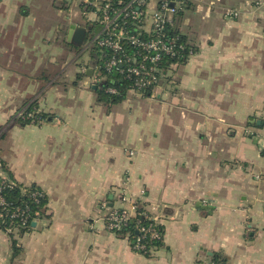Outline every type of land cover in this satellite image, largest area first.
Returning a JSON list of instances; mask_svg holds the SVG:
<instances>
[{
    "label": "crops",
    "instance_id": "0c3cea01",
    "mask_svg": "<svg viewBox=\"0 0 264 264\" xmlns=\"http://www.w3.org/2000/svg\"><path fill=\"white\" fill-rule=\"evenodd\" d=\"M258 1L191 0L181 29L197 51L177 86L107 105L81 73L88 56L66 42L75 0H0V179L45 197L29 231L0 229V264H264ZM52 42L58 65L38 73ZM32 102L44 119L12 122ZM123 193L156 208L162 245L149 256L105 227Z\"/></svg>",
    "mask_w": 264,
    "mask_h": 264
},
{
    "label": "built area",
    "instance_id": "2783aa9c",
    "mask_svg": "<svg viewBox=\"0 0 264 264\" xmlns=\"http://www.w3.org/2000/svg\"><path fill=\"white\" fill-rule=\"evenodd\" d=\"M75 2L84 23L89 28L94 23L98 24L97 30L92 32L87 31L83 25L77 26L86 30L85 39L80 47L82 52L90 53L93 50L98 52L93 64L88 68L91 71V84L105 94H120L113 86L102 87L107 80V74L131 81L125 89L126 95L141 97L145 93L154 95L162 92L164 81L167 85L175 83L172 70L179 68L178 65L169 64L164 67L163 64L174 59L187 62L195 54L187 47L192 45L189 38L187 42L181 40V35H184L181 29L183 16L189 10L191 0H75ZM258 5L264 6V0ZM237 16L236 12L230 10L224 13L226 18ZM88 68L83 67L81 73H85ZM99 70L106 74L101 75ZM26 108L25 106L17 110L13 120L26 121L29 124L40 123L41 119L37 112L27 111ZM7 184L13 185L9 180L2 179L0 191ZM29 189H23L22 193H29L28 195L35 199L37 192ZM119 200V207L108 212L105 220L106 229L111 233L119 232L136 219L135 228L139 237L132 248L137 252L146 251L147 248L140 243L141 240L146 237L161 238V233L157 230L160 224L157 216L150 215L147 209L138 212V202L124 193L120 195ZM127 204L130 207L126 206ZM5 205L4 199L0 196V206ZM138 216L150 222V225L140 226ZM5 218L16 227L9 230L12 233L13 230L20 228L28 229L29 224L38 220V213H31L28 206L23 209L15 208L8 213L2 208L1 223Z\"/></svg>",
    "mask_w": 264,
    "mask_h": 264
},
{
    "label": "trees",
    "instance_id": "16d2710c",
    "mask_svg": "<svg viewBox=\"0 0 264 264\" xmlns=\"http://www.w3.org/2000/svg\"><path fill=\"white\" fill-rule=\"evenodd\" d=\"M256 5H258V3H256ZM180 16L182 17V14H180ZM223 18L227 19L226 17H223ZM97 27H98V24L94 23V24H92L90 29H92L94 31L95 29L97 30ZM181 40L183 42H187L188 36L186 34L181 35ZM190 43H191V41H190ZM69 46H71V45H69ZM71 47L74 48L77 52L81 49L80 47L79 48H76L73 46H71ZM187 47L189 48V50H192V52H194V53L197 51V49L195 48V46L193 44L191 46H187ZM81 54L88 56V63H86V65H85L86 68H88L93 64L94 58L97 56L98 52L97 51L95 52V50H93V51H90V53L81 52ZM180 61H182V60H180V59L179 60H176V59L169 60V61H166L163 64V66L166 67L169 64H172V65L174 64V65H178V67H180V66L184 65L186 62L184 60H183V62H180ZM85 66H83V67H85ZM172 71H173V75L175 76L177 69H173ZM99 73L101 75L106 74L102 70H99ZM106 76H107V80L102 84V87L113 86L118 91H120V94L119 95H108V94H105L103 91L95 88L99 99L107 105H114V104H118V103L122 102L127 97L125 89L131 83V81H128L126 79H121L120 77H118L117 75H114V74H107ZM174 80L176 81V76H175ZM149 96H151V93H145L141 97H149ZM25 106L27 107L26 108L27 111H36L37 116L40 119H44V116L41 113H39V111L36 109V106L33 102L28 104V105H25ZM12 122L17 123L19 125L29 124L28 122L21 121V120H13ZM3 135H4V130L0 131V138H2ZM1 181H2V179H0V184H1ZM9 181L13 185L7 184L0 191V196L4 199V201L6 203V205L4 207L0 206V209L4 208V211H6L8 213V212H12L15 208L23 209L25 206H28L30 208V212L33 214L37 212L38 218H40L43 215L42 209L45 205L44 195L38 189L31 187L29 190L30 191L35 190L38 194L36 196V198L33 199L32 197H30L28 195L29 193H22V190L24 188L17 185L16 183H14L11 180H9ZM142 210H144V208L142 206H139L138 212H140ZM137 219L140 220V223H139L140 226L150 225V222L146 221L142 217L140 218L138 216ZM2 222L3 223H1V220H0V229L6 233L10 234L11 232H9V230L16 228L14 224H12V225L10 224V220H8V218H5L4 221H2ZM135 225H136V219L132 220L128 224V226L123 227V230H121L119 232H115L114 234H122L123 236H125L128 239V241L130 242V245L132 247L134 245L135 241L137 240V238L139 237V233H138L137 229L135 228ZM31 228H32V223L29 224L28 229L25 230V229L20 228L19 231L27 232ZM157 230L161 233V238L160 239H150L149 237H146L143 240H141L140 243L144 244L147 249H146V251H139V253L143 254L144 256H149V250L148 249L157 248V247H160L162 245L163 229H162L161 224H159L157 226ZM13 246H15V243H13ZM14 249L16 251L15 247H14ZM211 259H212V264H225V260L219 254H213Z\"/></svg>",
    "mask_w": 264,
    "mask_h": 264
},
{
    "label": "rangeland",
    "instance_id": "374dc122",
    "mask_svg": "<svg viewBox=\"0 0 264 264\" xmlns=\"http://www.w3.org/2000/svg\"><path fill=\"white\" fill-rule=\"evenodd\" d=\"M261 0L258 1V3L260 2ZM72 15V19L73 21L80 25H83L85 26V28L87 29V31L89 32H92L93 30L89 28L88 25H86V23H84V20L82 18V16L80 15V13H76V11L74 10L73 13H71ZM96 30V29H95ZM94 30V31H95ZM191 34L190 38L192 37L193 39H196L197 38V33L196 32H189ZM254 34H256V31H254ZM251 33V31H249V38L253 37V35ZM191 38V39H192ZM61 42L63 43L64 42V39H60ZM55 42H52L51 45H48L46 43H40V48L38 50L39 54L41 55L40 57V60H39V68L37 69L38 70V73L40 72V69H43L44 71H48V73H50L54 68H55V65H58V61H57V52H56V47L54 46ZM91 81V79L89 78H84L82 80L83 83H86L88 85V83ZM162 86L163 87H166V86H169L170 90L167 91L169 93L172 92V90L174 89L175 86H177V83H174V84H169L167 85L166 81H164L162 83ZM126 195V194H125ZM128 197H130L129 195H127ZM128 207H130V205H126ZM156 208L153 207V208H149L148 212L150 213V215L152 216H155V210ZM158 215V214H157ZM160 216V215H159Z\"/></svg>",
    "mask_w": 264,
    "mask_h": 264
},
{
    "label": "water",
    "instance_id": "95a60500",
    "mask_svg": "<svg viewBox=\"0 0 264 264\" xmlns=\"http://www.w3.org/2000/svg\"><path fill=\"white\" fill-rule=\"evenodd\" d=\"M85 33L86 30L84 27L71 24L69 25L67 30L66 42L73 47L79 48L83 44V41L85 39ZM90 74L91 72L88 71L87 75L90 76ZM255 122L257 125L259 124V121ZM32 226H35V223H32ZM208 255H211V253H208Z\"/></svg>",
    "mask_w": 264,
    "mask_h": 264
}]
</instances>
